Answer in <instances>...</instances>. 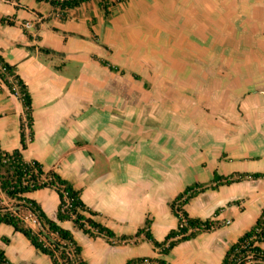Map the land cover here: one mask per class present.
Returning a JSON list of instances; mask_svg holds the SVG:
<instances>
[{
  "label": "crops",
  "instance_id": "obj_1",
  "mask_svg": "<svg viewBox=\"0 0 264 264\" xmlns=\"http://www.w3.org/2000/svg\"><path fill=\"white\" fill-rule=\"evenodd\" d=\"M0 57L30 98L21 159L68 181L116 238L145 229L161 242L185 187L213 173L264 174V0H122L105 15L89 0L63 19L43 2L0 0ZM22 112L0 82V151L19 149ZM24 196L54 218L52 190ZM263 208L264 179L204 190L183 210L221 226L166 254L141 235L118 242L59 227L85 264H220ZM0 251L9 264H50L5 225Z\"/></svg>",
  "mask_w": 264,
  "mask_h": 264
},
{
  "label": "trees",
  "instance_id": "obj_2",
  "mask_svg": "<svg viewBox=\"0 0 264 264\" xmlns=\"http://www.w3.org/2000/svg\"><path fill=\"white\" fill-rule=\"evenodd\" d=\"M48 4L58 13L60 19L73 8L89 0H34ZM122 0H98V4L105 15L107 9ZM104 63H102L103 65ZM108 70H112L107 65ZM0 82L7 91L16 95L22 105V119L19 124V149L11 153L0 151V192L7 200L13 201L12 210L28 212L37 222L34 229L22 224L19 218L0 208V225L8 226L14 233L20 234L28 244L45 256L50 264H77L81 261L80 249L76 246L69 231L59 227L62 222H70L74 229L89 237L117 240L118 242L142 236L153 249L160 254H166L177 243L194 238L197 234L213 231L221 226L214 218L200 220L189 218L183 210L184 205L204 190H215L218 186H226L246 178L264 179V174H232L226 177L212 174L206 184L193 183L178 193L169 203V208L176 218V227L164 236L161 242H156L145 229H138L132 236L116 238L108 229L94 222V213L87 209L80 200L79 192L71 184L62 179L52 170L44 171L34 162H24L20 151L32 140L30 98L24 83L15 73V68L6 64L0 57ZM52 190L58 199L54 218L46 217L37 204L25 198V194L40 190ZM148 223L146 222L145 225ZM264 208L254 222V225L243 233L234 243L230 244L220 264H264V249L257 244L264 241ZM2 242L6 243L5 239ZM141 259V258H140ZM140 259H134L125 264H134ZM156 264H166L158 261ZM0 264H9L0 251ZM85 264V263H83Z\"/></svg>",
  "mask_w": 264,
  "mask_h": 264
},
{
  "label": "built area",
  "instance_id": "obj_3",
  "mask_svg": "<svg viewBox=\"0 0 264 264\" xmlns=\"http://www.w3.org/2000/svg\"><path fill=\"white\" fill-rule=\"evenodd\" d=\"M25 28H28V24L24 25ZM13 201L7 200L2 192H0V208H5L8 212L16 215L22 224L30 229H34L37 226V222L32 214L24 211H19L18 213H14L12 210ZM227 224V223H225ZM77 264H83L82 261H79ZM134 264H156L152 260L148 258H141L138 262Z\"/></svg>",
  "mask_w": 264,
  "mask_h": 264
},
{
  "label": "rangeland",
  "instance_id": "obj_4",
  "mask_svg": "<svg viewBox=\"0 0 264 264\" xmlns=\"http://www.w3.org/2000/svg\"><path fill=\"white\" fill-rule=\"evenodd\" d=\"M102 161V160H101Z\"/></svg>",
  "mask_w": 264,
  "mask_h": 264
}]
</instances>
